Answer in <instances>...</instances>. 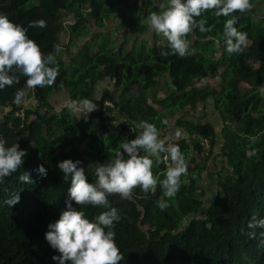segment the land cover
<instances>
[{"label": "trees", "instance_id": "obj_1", "mask_svg": "<svg viewBox=\"0 0 264 264\" xmlns=\"http://www.w3.org/2000/svg\"><path fill=\"white\" fill-rule=\"evenodd\" d=\"M125 1L0 0V14L24 27L30 21H46V27L29 28L27 34L45 55H55L65 30H69L71 46L90 34V20L97 28H104L115 2ZM257 1L264 4V0H250L249 10L234 13L239 17L236 27L248 35L249 44L240 54L228 55L224 50L223 24L231 17H216L209 11L196 19L207 20L206 27L214 26L213 30L201 33L196 29L186 37L193 41L192 55L181 58L169 47L161 48V54L151 50V57L144 55L142 48L138 55L133 51L118 56L91 54L86 44V50L76 54L70 65L55 55L59 75L54 85L30 90L38 107L13 103L14 93L24 86L25 77H20V84L0 90V138L6 141V147L16 142L27 152L20 170L0 184V264H56L51 257L59 253L49 246L44 234L66 210V201L84 211L90 220L108 210L77 206L70 201V179H64L58 162L81 161L78 167L85 170L91 183L95 165L112 158L126 139L139 134L141 130L134 128L135 124L147 121L157 128L167 125L166 117L154 105L176 116L186 108L194 111L210 99L221 116L220 156L227 164L225 176H219L216 196L205 204L200 182L218 144L217 131L212 124L180 122L194 139L177 144L187 164L192 148L197 158L190 161L179 192L169 201L171 206L164 211L156 207L158 200L167 199L159 185L147 193L137 187L132 201L121 200L118 195L108 197L111 207L117 208L122 217L114 229L116 244L124 255L118 264H264V229L247 227L253 216L264 218V18L258 17ZM148 4L153 6L154 2ZM63 12L74 17V25L65 26ZM136 22L135 17L129 26L134 27ZM224 68L227 71L221 73ZM217 77H221L220 90L197 86L205 78ZM105 78L114 81L123 95L105 92L100 110L87 118L78 117L67 107L55 110L49 103L51 96L65 88L69 101L89 99L96 83ZM162 79L168 86L165 98H154L149 104L148 90ZM241 83L250 88L241 92ZM135 85L138 90L132 93ZM106 103L113 107H106ZM116 111H121L124 119L120 124L115 119ZM204 139L211 142L208 155L200 143ZM166 155L161 154L160 162L153 158L152 170L160 179L167 168ZM39 165L47 170L46 178L36 171ZM24 172L33 183L18 179ZM10 193L20 196L12 207L4 203ZM250 232L255 235L250 236Z\"/></svg>", "mask_w": 264, "mask_h": 264}, {"label": "clouds", "instance_id": "obj_2", "mask_svg": "<svg viewBox=\"0 0 264 264\" xmlns=\"http://www.w3.org/2000/svg\"><path fill=\"white\" fill-rule=\"evenodd\" d=\"M153 6L159 11H152L145 23L150 32L167 41L172 54L181 58L194 54L186 39L189 34L196 29L201 33L213 30L214 26L206 27L207 20L196 19L209 11H213L216 17H231L225 20L222 31L224 50L228 55L240 54L247 46L248 35L236 27L239 17L234 13L243 14L249 10L252 7L250 0H167L159 4L154 0ZM36 27H46V21H30L24 27L13 23L7 15L0 14V90L20 84V77H25L24 86L14 93L13 103L18 106L27 107L30 104L29 91L53 86L59 75L55 55H45L27 34L29 28ZM59 51L57 47L56 52ZM66 106L85 118L97 107L93 100L87 98L68 101ZM136 126L141 131L135 138L126 139L112 158L95 165L94 181L91 183L86 178L85 170L78 167L81 161L65 159L58 162L57 167L64 174V179H70V201L77 206L90 205L108 210L90 220L84 211L66 201V210L61 212L59 219L48 225V231L44 234L49 246L59 253L51 257L56 264H118L124 259L116 244L114 231L122 217L117 208L111 207L110 195L132 201L133 191L137 187L147 193L155 191L159 185L167 199L158 200L156 207L164 211L171 206L169 201L179 192L182 176L187 175L185 154L178 144L169 143L166 146L155 124L142 121ZM180 136V130L173 134L174 139ZM5 145L6 141L0 138V184L20 170L27 155L26 150L20 149L16 142L11 146ZM162 153L167 154L164 158L170 162L163 179H160L152 169L154 159L160 162ZM36 171L41 178H46L47 170L43 165H39ZM18 179L33 183L27 172L21 173ZM19 200L18 193H10L4 203L12 207ZM247 227L264 229V218L253 216ZM249 235L254 236L255 232ZM261 235L264 236V232Z\"/></svg>", "mask_w": 264, "mask_h": 264}, {"label": "crops", "instance_id": "obj_3", "mask_svg": "<svg viewBox=\"0 0 264 264\" xmlns=\"http://www.w3.org/2000/svg\"><path fill=\"white\" fill-rule=\"evenodd\" d=\"M130 0L125 1V3H128ZM137 1H141L142 3H146V0H137ZM115 6L113 8V10H111V15L109 20L107 19L106 21H104V28H97L95 26V23L93 21L90 20L89 22V29H90V34L85 37L84 42H94V41H103V42H107V43H115L116 45H114V49L116 52V56L118 55H123L126 52H132L133 51V46L132 43L130 44L132 47L128 50H124V47L120 46V43L124 42H128L127 39L132 42V40H137L136 38H139L145 42L148 43V48L150 47L151 50H155L156 49L153 47L154 42H156V40H154L153 38H150L152 35L151 33H148L147 31L150 32L147 24L145 23V21H139L138 22V27L139 28H143L146 29L145 30H139V28H136V31H128L126 28H128V23L126 22V19H128L129 17L131 18V13L134 12V9H132L134 6H132V4H119L118 2H115ZM137 10V7L135 9V11ZM142 9H138L137 11L140 12ZM143 11H145V9L143 8ZM143 13V12H142ZM145 13V12H144ZM63 14L65 15V19L70 18V16H66L67 13L63 12ZM146 16V13H145ZM72 17V23L65 21V26L68 27L69 25H74L75 24V19L73 16ZM147 18V17H146ZM118 36L119 39L117 42L115 37ZM69 38V30H65L62 34L61 40L60 42H58L57 46H63L67 43V39ZM166 40H161L160 42H165ZM100 43V42H99ZM158 43V42H156ZM156 47V46H155ZM162 46H159L158 48H161ZM62 47H59V49H61ZM119 48V49H118ZM162 53V52H161ZM160 53V54H161ZM55 55H56V51H55ZM64 60L63 57H60ZM218 79L217 78H205L204 80H215ZM203 80H201L197 86H200V83ZM161 84V83H160ZM212 88V87H211ZM105 92H111V93H117L118 97H121L123 95V92L119 90L118 86L115 84L114 81H112L111 79H103L101 81H98L95 85V87L93 88V93L90 94L89 100H93V103L96 104V110L94 111H99L101 106H100V101L102 96L104 95ZM30 93V92H29ZM132 93L134 92V89H132ZM162 94V95H161ZM166 92L164 91L162 85H160V87H155L153 88V90H148V103L151 104L152 100L155 98L156 100H162L165 98L166 96ZM33 95H29L28 94V100L30 101V104L28 105V107H32L34 106V99L32 98ZM55 101V110H60V109H64L66 106V102L69 101V94H68V90L65 88L62 92L60 93H55L53 96H51L49 98V103L52 104ZM153 108L158 111L160 113L161 116H165L166 117V121H167V125L163 126V127H159L158 130L160 132V139L164 140L166 144L169 143H180L181 141H188L191 142L194 137L190 136L187 127H185V125H181L180 122H182L183 124H194V125H206V124H212L214 125L216 131H217V141L218 144L215 147V149L213 150V153L210 155L208 163H207V169L204 172L203 176H202V180L200 182L201 188L204 189V193H205V198H204V202L205 204H209V202L213 201V197L216 196L217 192H218V179L219 176L222 175V172L224 170L223 166L225 165V160L223 159L221 155V149H222V144H223V137H222V122H221V116L220 114L217 112L216 107H215V103L214 100H209L208 104H199L198 108L196 110H191L190 108H186L184 111L180 112L178 115L174 116V115H170V113L163 109V108H158L156 107V105L153 106ZM93 112V111H92ZM76 113V112H75ZM76 115L78 117L79 116L77 113ZM115 119L117 121L118 124L122 123V121H124V119H122L121 116V111H116L115 112ZM116 123V124H117ZM139 123L134 125V128L140 129L138 128L136 125H138ZM141 130V129H140ZM176 130H180L181 132V136L179 139H174L173 138V134ZM193 157L197 158V154L195 153L194 149H191V155L188 159V166L190 161L193 159Z\"/></svg>", "mask_w": 264, "mask_h": 264}, {"label": "rangeland", "instance_id": "obj_4", "mask_svg": "<svg viewBox=\"0 0 264 264\" xmlns=\"http://www.w3.org/2000/svg\"><path fill=\"white\" fill-rule=\"evenodd\" d=\"M127 1V0H126ZM145 1V0H144ZM149 1H153L154 0H146V4H144V6H141V4H138V7H137V10L139 9H142L143 10V7L145 8V11H143L142 13V10L140 12H138L137 10L135 12H132L131 14V18L129 17L128 19H126V22L128 23V28H126L128 31H136L137 29L136 28H139L137 25H138V22L139 21H145L146 20V17L152 12V11H159L158 8L156 7H153L152 4H148ZM136 2L137 0H130L128 3H125V4H132V6H134L135 4V7H136ZM166 3L167 0H155V3L156 4H159V3ZM139 3H141V1H139ZM135 7H133L132 9H134ZM258 8V17L260 18H264V4H261L259 1H257L256 3V6ZM88 10V8H87ZM89 11V10H88ZM146 13V16L145 13ZM137 18V22L135 24L134 27H130L129 26V22L131 21V19H134V18ZM90 20V19H89ZM65 21H68V22H71L72 21V17L68 18V19H65ZM72 23V22H71ZM139 30H145L147 31V28L146 29H143V28H139ZM148 33H151L149 31H147ZM150 38H153L154 40H156V42H154L153 44V47L156 49V52H158L159 54L162 52V49H167L168 47V44H167V41L165 42H160L161 40H165L162 36H159V35H156L155 33H152L151 37ZM116 41H118L119 37L116 36L115 37ZM137 40H132V42H130L128 39L127 41L128 42H122L120 43V46L121 47H124V50L126 49H130L132 46H133V52L135 55H138L140 54V50L141 48L143 49V53L144 55H147V56H152L153 52L151 51L150 47L148 48V43L139 39V38H136ZM67 43L63 46H57V47H62L59 51V53L56 52V55L58 57H63L64 60H66L67 64L70 65V62L75 60V55L76 54H79L83 49H85L84 47L86 46V44H88V52L91 53V54H96L98 52H106V53H109V54H113V55H116V52H115V49H114V45H116L115 43H107V42H103V41H94V42H84L85 38H79L78 40L75 41L74 44H72L71 46H69V40H70V37L67 39ZM100 42V43H99ZM192 40L189 41V46L192 45ZM132 43V46L130 45ZM249 44V42L247 41V45ZM156 46V47H155ZM159 46H162L161 48H158ZM119 49V48H118ZM86 50V49H85ZM70 51V52H69ZM216 56H220V53H217ZM227 70L224 69H221V73H225ZM78 76H76L77 78ZM161 83V84H160ZM220 84H221V77L218 78V79H215V80H203L201 83H200V86L198 85V87L200 88H207L208 86L216 89V90H220ZM160 85H162L164 91L167 93L168 92V86L166 85V80L165 79H162L159 81L158 84L155 85V87H160ZM138 86L135 85L133 86V89L135 91H137L138 89ZM250 88V86L246 83H241L240 84V91L241 92H245L247 91L248 89ZM153 90V88L151 89ZM30 92V91H29ZM30 96L33 95L32 93H28ZM162 95V94H161ZM35 101L34 103V106L35 108L39 106V103L38 101L34 98V96L32 97ZM54 108L56 107L55 105V101L54 103L51 104ZM33 106V107H34ZM46 112V111H45ZM7 112H2L3 115H5ZM233 126H236V124L234 123ZM199 160V159H198ZM227 164L225 163V165L223 166L224 170L222 172V176H225L226 172L225 170L227 169ZM204 174V173H203Z\"/></svg>", "mask_w": 264, "mask_h": 264}, {"label": "built area", "instance_id": "obj_5", "mask_svg": "<svg viewBox=\"0 0 264 264\" xmlns=\"http://www.w3.org/2000/svg\"><path fill=\"white\" fill-rule=\"evenodd\" d=\"M88 13H90V10L88 11ZM106 107H113L110 103H106V105H105ZM201 145H203L204 146V151H205V155H208L209 154V152L211 151V142H210V140H208V139H204V140H201ZM164 160H165V163H166V166H168V164H169V160L168 159H165L164 158Z\"/></svg>", "mask_w": 264, "mask_h": 264}, {"label": "flooded vegetation", "instance_id": "obj_6", "mask_svg": "<svg viewBox=\"0 0 264 264\" xmlns=\"http://www.w3.org/2000/svg\"><path fill=\"white\" fill-rule=\"evenodd\" d=\"M138 4H141V6H144L145 3H139V1L136 2V7H138ZM134 7H135V4H134ZM136 7L134 8V10L136 9ZM144 8V7H143ZM145 9V8H144ZM135 12V11H134ZM143 12V10H142ZM145 16V15H144Z\"/></svg>", "mask_w": 264, "mask_h": 264}, {"label": "water", "instance_id": "obj_7", "mask_svg": "<svg viewBox=\"0 0 264 264\" xmlns=\"http://www.w3.org/2000/svg\"><path fill=\"white\" fill-rule=\"evenodd\" d=\"M209 207V205H205L204 208Z\"/></svg>", "mask_w": 264, "mask_h": 264}]
</instances>
